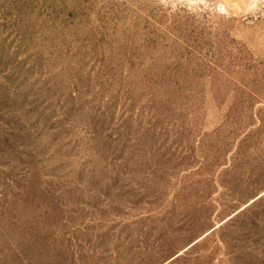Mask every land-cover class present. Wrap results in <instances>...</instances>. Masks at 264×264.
Instances as JSON below:
<instances>
[{"label":"rangeland","instance_id":"374dc122","mask_svg":"<svg viewBox=\"0 0 264 264\" xmlns=\"http://www.w3.org/2000/svg\"><path fill=\"white\" fill-rule=\"evenodd\" d=\"M0 264H264V0H0Z\"/></svg>","mask_w":264,"mask_h":264}]
</instances>
